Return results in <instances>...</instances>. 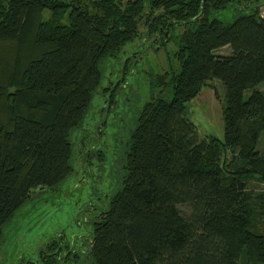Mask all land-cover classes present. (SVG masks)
Returning a JSON list of instances; mask_svg holds the SVG:
<instances>
[{
  "label": "trees",
  "instance_id": "obj_1",
  "mask_svg": "<svg viewBox=\"0 0 264 264\" xmlns=\"http://www.w3.org/2000/svg\"><path fill=\"white\" fill-rule=\"evenodd\" d=\"M261 1L0 0V239L33 189L70 174L69 135L99 85V62L134 40L141 22L150 37L181 24L180 72L155 84L172 97L142 107L121 188L84 254L89 264H264V192L249 187L264 184V90L254 89L264 83ZM233 5L251 12L230 23L212 17ZM223 47L231 53H214ZM210 80L224 88L222 141L199 139L184 115ZM52 246L41 263L77 255L55 257Z\"/></svg>",
  "mask_w": 264,
  "mask_h": 264
},
{
  "label": "rangeland",
  "instance_id": "obj_2",
  "mask_svg": "<svg viewBox=\"0 0 264 264\" xmlns=\"http://www.w3.org/2000/svg\"><path fill=\"white\" fill-rule=\"evenodd\" d=\"M258 4L264 18V1ZM241 5H233L212 17L230 23L238 14L251 12ZM47 14L44 10V20ZM144 30L141 22L134 40L114 57L99 62V85L91 94L81 125L69 135L72 170L52 188L33 189L30 198L3 226L0 264H44L38 255H44L50 245V253L57 252L55 257L68 250L77 254L64 262L61 259L59 264H89L84 253L89 249L93 223L121 188L128 138L137 117L152 98L172 97L171 87L156 86V79L180 72L177 53L184 27L177 24L164 37H150ZM214 53L231 52L229 47H223ZM254 89L264 90V83ZM251 92L252 89L245 90L244 98ZM223 105L224 88L217 80L207 82L194 99L185 103L184 115L194 124L199 139L213 136L223 140ZM256 149L264 150V131ZM249 187L264 192L263 183L253 181Z\"/></svg>",
  "mask_w": 264,
  "mask_h": 264
}]
</instances>
